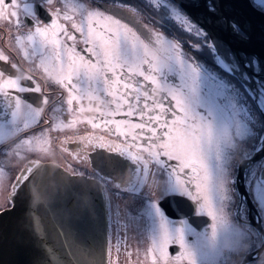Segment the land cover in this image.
Instances as JSON below:
<instances>
[{"label":"snow or ice","instance_id":"obj_1","mask_svg":"<svg viewBox=\"0 0 264 264\" xmlns=\"http://www.w3.org/2000/svg\"><path fill=\"white\" fill-rule=\"evenodd\" d=\"M147 2L161 7L160 0ZM58 3L63 6L57 7ZM259 4L264 14V0H259ZM67 7V0H0V19L10 24L14 22L18 30L21 27L27 29L25 36L16 37L17 42L26 40L43 53L39 67L60 87L61 95L67 93L64 103L68 111L72 112L75 101L76 112H97L99 115L93 118L95 122L89 120L88 123L93 128L103 125L123 144L122 147L101 142L98 147H109L116 156L127 159L135 166L137 174L143 170L146 176L150 162L157 171L166 170L168 179L160 199H152L151 193L147 194L146 213L152 222L151 247L148 249L151 264H216L221 249L231 246L229 236L233 232L232 216L226 210L228 205H236L233 197L237 196L236 166L229 164L234 155L230 150L254 139L252 151H244L243 156L249 163H256L252 152H264V107L257 129L250 110L240 107V89L226 82L223 76L214 75L201 61L187 57L180 42L146 27L143 33H139L122 16L81 4H75L71 9L73 13H80V22L77 23L74 15L65 10ZM118 7L132 13L138 11L124 3ZM162 7L188 33L194 32L203 38L190 47L201 52L206 48L210 55L217 53L219 44L215 42V36L194 23L182 3L167 0ZM207 11L216 14L214 2L207 5ZM42 13L50 22L42 19ZM21 14L27 18V24L20 19ZM61 19L65 23H58ZM229 26L241 38L246 37L238 22H231ZM78 44L83 45L80 50H77ZM28 55L25 48L24 56ZM229 56L226 61L220 55H214L213 63L226 74L238 73L245 84L252 79L249 69L252 73L264 72V60L250 57L241 67V61L234 53L230 52ZM0 61H8V57L0 53ZM11 67L15 69L17 65L11 64ZM173 75L178 76L179 83L169 79ZM23 79L34 81L30 75L6 76L0 70V98L11 109L12 123L16 124L24 115L23 129L17 126L14 132L26 130L29 123L35 122L43 112L42 107L34 108L19 95L41 93L39 84L27 87L20 83ZM260 83L264 85V81ZM261 92L264 94V87ZM83 101H87V108ZM41 102L47 104V96H42ZM22 108L27 112L22 113ZM241 111L249 117L247 121L237 118ZM121 115L122 119H115ZM75 123L73 120L66 126L72 127ZM121 127L124 131H120ZM2 128L0 125V138L5 134ZM30 142L21 141L23 144ZM141 153H146V157ZM79 158L81 163H89L87 154ZM40 167L39 161H33L23 169L14 178L13 193L18 186L23 189L32 183L35 180L32 173ZM73 175L88 178L83 172H73ZM92 175L101 184L110 182V178L99 171ZM246 183L251 187L249 194L257 215L264 221V215H261L264 214V171L258 175L249 170ZM114 186L120 188L119 184ZM169 198L190 201L192 217L210 218L207 227L197 231L188 217L171 219L162 207V201ZM236 207L243 208V202ZM235 220L246 231V213L237 211ZM34 230L39 236L40 229ZM59 236L69 259L73 260L72 244L75 241L62 230ZM170 245L179 247L178 255L170 256ZM41 248L48 264H55V250L46 239H42Z\"/></svg>","mask_w":264,"mask_h":264},{"label":"flooded vegetation","instance_id":"obj_2","mask_svg":"<svg viewBox=\"0 0 264 264\" xmlns=\"http://www.w3.org/2000/svg\"><path fill=\"white\" fill-rule=\"evenodd\" d=\"M146 0H67L68 7L65 9L69 14L74 15L76 22H80V13L72 12V6L81 4L90 9L100 11L107 10L109 13H116L124 18L130 26L136 27L139 33L145 31V27L154 32L165 33L171 40L180 42L182 50L187 57L196 58V49L190 45L197 44L195 33H188L170 14L165 13L163 4L167 0H160L161 7L152 11L149 6L142 5ZM120 3L126 4L129 8L137 9V13H132L118 7ZM254 4V3H253ZM22 6V5H21ZM57 7L63 5L58 3ZM10 10V9H8ZM6 10V11H8ZM42 19L48 23L47 17L41 14ZM20 19L27 24V18L20 15ZM191 19V18H190ZM193 21V20H192ZM196 23L195 21H193ZM58 23H65L62 19ZM69 31L72 29L69 26ZM244 31V30H243ZM246 33L244 40H248ZM27 29L21 27L19 30L14 22L9 23L0 19V53L8 57V61H0V70L7 75L12 76H32L34 81L23 79L20 83L27 87L33 84H39L41 93L25 92L19 95L27 103L35 107H42L43 112L35 122H30L26 130L14 132L19 126L23 129L24 115L12 123L11 109L7 103L0 98V125L5 133L0 138V213L10 208L13 203L15 193L12 191V185L15 183V177L23 169L30 166L31 162L55 163L67 172H83L85 177L96 180L92 175L94 171H99L101 175L110 178L108 184H101L105 200L106 218H107V264H151V256L148 255V249L151 247V228L152 222L146 213L147 194L151 193L152 199H160V193L168 179L166 170L157 171V167L149 163V172L145 176L143 170L140 174L134 171V167L124 157L116 156L110 148H100L99 135L122 143L116 135H112L103 125L100 128H93L88 123L89 120H95L99 114L95 111L76 112V102H73L72 112L68 111V106L64 103L67 93L61 95V89L54 84L49 75L45 74L39 67V61L43 53L39 48L33 46L26 40L17 42L16 37L25 36ZM79 39V34H77ZM198 37V40H202ZM243 39V38H242ZM83 45L78 44L77 50ZM165 47H167L165 45ZM27 49L29 55L24 56V49ZM155 50V49H153ZM199 59L208 67L213 63L214 54H209L208 49L204 48ZM161 55L163 53H160ZM215 55H218L215 53ZM11 64H16L17 68H12ZM216 65V64H215ZM54 75V74H53ZM236 80L243 89L248 88L251 91L243 92L240 107L250 110L251 119L256 122L257 129L260 127L261 108L264 107V94L261 92L260 73L255 76L251 74L253 86L245 85L234 74L229 75ZM170 80L179 83L178 76H170ZM251 84V83H250ZM13 94H16L13 92ZM42 96H47L48 103L42 104ZM253 96L255 98H253ZM87 108V101L82 102ZM95 107V105H93ZM27 109L22 108V113ZM123 116H117L115 119H122ZM242 122L249 119L243 111L237 117ZM73 120L76 123L72 127H67ZM120 131H124L121 127ZM81 138H86L81 141ZM22 140H30L29 144L21 143ZM110 143V141H109ZM255 146V140H248L247 143L239 144L238 148L231 149L234 154L229 164L235 165V179L237 196L233 197L236 205L243 202V208H237L236 205H228L227 211L231 213L233 220V232L230 233V247L221 249L220 256L216 257V264H264V221H261L257 215V209L251 195V187L246 183L249 170H254L258 175L264 169V152H252L255 164L249 163L243 156L244 151L251 152ZM102 151L94 158V164L90 154ZM6 153V154H5ZM87 154L89 163H81L80 156ZM146 157V153H141ZM76 157V158H74ZM119 184L117 189L114 185ZM10 206H9V205ZM162 207L167 210L169 217L173 220L179 216L189 218L197 231H203L207 227V217H192L191 202L187 199L169 198L162 201ZM239 211L246 213V231L236 222L235 215ZM264 215V214H261ZM168 252L171 257L179 254L180 249L177 245H170ZM179 264V262H176Z\"/></svg>","mask_w":264,"mask_h":264},{"label":"water","instance_id":"obj_3","mask_svg":"<svg viewBox=\"0 0 264 264\" xmlns=\"http://www.w3.org/2000/svg\"><path fill=\"white\" fill-rule=\"evenodd\" d=\"M213 2L215 15L207 11V5ZM177 3H182L188 16L215 36L219 44L217 54L226 61L230 52L241 61V67L250 57L264 60V14L252 0H177ZM231 22L242 26L249 36L247 41L231 30ZM249 72L257 76L250 69ZM234 75L245 84L238 73ZM260 75L263 77L264 72ZM245 85L251 87L253 82ZM101 153L90 154L93 164ZM40 165L32 173L35 180L23 189L18 186L12 206L0 213V264H48L41 248L42 239L55 250V264H107V218L101 184L74 176L55 163ZM35 196L39 198L34 199ZM35 228L40 229L39 236ZM61 230L75 241L73 260L59 236Z\"/></svg>","mask_w":264,"mask_h":264},{"label":"rangeland","instance_id":"obj_4","mask_svg":"<svg viewBox=\"0 0 264 264\" xmlns=\"http://www.w3.org/2000/svg\"><path fill=\"white\" fill-rule=\"evenodd\" d=\"M252 2L254 3V5H255L258 9H261L262 6L259 4V0H252ZM142 5H143V6H144V5L149 6V8H150L152 11H156V8H157V6H156L155 3L149 5L148 2H147V0H146V1H142ZM164 35L166 36L165 33H164ZM196 38H197V44H198L200 41L198 40V37H197V36H196ZM198 52H200V51H196V58H195L196 60H199V59L201 58V55H200ZM214 55H215V54H214ZM212 58H213V57H212ZM199 61H200V60H199ZM201 62H202V61H201ZM202 63H203V62H202ZM203 65H204V67H206L208 70L212 71L214 75H220V76H223V77L225 78L226 82H231V83L234 84L237 88H239V89H240V101L242 102V97L244 96V95H243L244 89L238 85V82H237L236 80H234V79L230 78L229 76H227L226 73L221 69V67L218 66V65H215L214 63H211L209 67H208L206 64H204V63H203ZM244 97H245V96H244ZM100 138H102V141H101ZM109 141H110V143H109ZM101 142H105L107 145L120 144V145L123 147V144H122V143L117 142V141L113 140L112 138L106 137V136L103 135V134H100V135H99V144H100ZM100 148H101V147H100ZM107 148H109V147H107ZM97 152H98V151H97ZM100 152H101V151H100ZM94 153H96V152H94ZM92 154H93V153H92ZM8 205H9V204H8ZM9 206H10V205H9Z\"/></svg>","mask_w":264,"mask_h":264}]
</instances>
